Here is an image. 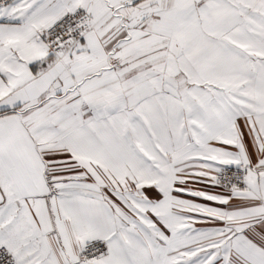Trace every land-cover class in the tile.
Instances as JSON below:
<instances>
[{
  "label": "snow or ice",
  "instance_id": "snow-or-ice-1",
  "mask_svg": "<svg viewBox=\"0 0 264 264\" xmlns=\"http://www.w3.org/2000/svg\"><path fill=\"white\" fill-rule=\"evenodd\" d=\"M0 264H264V0H0Z\"/></svg>",
  "mask_w": 264,
  "mask_h": 264
}]
</instances>
